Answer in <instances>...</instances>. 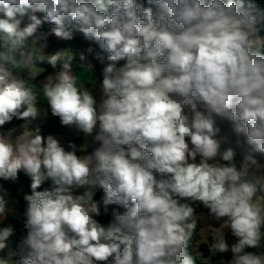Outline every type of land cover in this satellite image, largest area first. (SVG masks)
<instances>
[{
    "label": "clouds",
    "instance_id": "9594fccd",
    "mask_svg": "<svg viewBox=\"0 0 264 264\" xmlns=\"http://www.w3.org/2000/svg\"><path fill=\"white\" fill-rule=\"evenodd\" d=\"M45 24L60 40L80 33L98 46L99 99L91 63L77 73L70 49L36 46ZM39 63L59 70L39 80ZM49 112L91 137L92 150L31 127ZM14 119L23 123L6 128ZM257 154L264 9L255 0H0V180L31 178L26 235L13 250L14 227H0V264H195L201 218L213 229L204 264L217 255L216 264H264ZM7 195L0 184V224Z\"/></svg>",
    "mask_w": 264,
    "mask_h": 264
},
{
    "label": "trees",
    "instance_id": "16d2710c",
    "mask_svg": "<svg viewBox=\"0 0 264 264\" xmlns=\"http://www.w3.org/2000/svg\"><path fill=\"white\" fill-rule=\"evenodd\" d=\"M255 3L257 4L258 7L264 9V0H255ZM147 6V5H146ZM27 19V16L24 17V19ZM29 22V21H28ZM36 36L38 38H43V36H47L46 34V29L43 28V27H40L38 30H37V33H36ZM91 48H93V52L89 53L87 51V49L83 50L81 53L84 54L85 56V60L84 61H81L79 59V56L81 53H74L75 54V59L73 61V68L74 70H78V69H81V65H83L84 67H87V65L89 63L92 64V71L96 74V76L102 80V68H103V65H101L96 59H95V56L96 54L99 52V48L97 45H93ZM122 63V62H121ZM43 66L46 67V72L41 75V77H39V79H41L43 76H46L48 74H51V73H54L55 71H58L59 70V66L57 67V69H53L50 65H48L47 63H39ZM20 122H23V121H19V120H16L14 119L11 124L5 126L6 128H9V127H13L15 126L16 124L20 123ZM39 126L41 128V134L44 135L45 137H47V133H48V124L45 123L43 120H36V121H33L31 123V127L35 128ZM91 151V150H89ZM258 159L260 161H263L264 162V155H258ZM17 181L19 183H21L28 191V194H31V178L29 176H27L24 172H20L18 174V178H17ZM0 184L3 185V180H0ZM49 187V185L47 184V182L45 184H43L41 186L40 189L38 190H43L44 188H47ZM103 195L102 193V190L98 191L97 194H96V197L95 199L99 200L100 197ZM26 201H24V199H20L16 202L13 203V213H11L10 215L7 216V218L3 221L2 224H0V227H3V226H13L14 227V235L10 238V241H11V246L13 248V250L16 249V245L19 243L20 239L24 236V233L26 232V229H24V219L25 217L23 216V213L25 211V208H26ZM110 207V212H111V209L112 208H117L119 211H123V208L120 207V206H117V205H112V206H109ZM196 207V213H199V212H206L205 209H203L202 206H195ZM110 213L109 215H101L98 219L101 220V222L103 223H107L109 220H110ZM201 228V224L200 222H198V228H197V235H196V238L195 240L197 241L198 240V232ZM211 239V238H210ZM210 241V240H209ZM200 250H201V254H202V258H199L195 255V253L191 250V247L189 249V252L190 254L193 256V259L195 261V264H204V259L209 255L208 251H207V248H206V243H201L200 244ZM3 255H7V252L3 253ZM226 257H230V254H225ZM19 256H14L13 259L14 260H19ZM220 259V255H217L216 257H213V260H210L207 262V264H216V260H219Z\"/></svg>",
    "mask_w": 264,
    "mask_h": 264
},
{
    "label": "crops",
    "instance_id": "0c3cea01",
    "mask_svg": "<svg viewBox=\"0 0 264 264\" xmlns=\"http://www.w3.org/2000/svg\"><path fill=\"white\" fill-rule=\"evenodd\" d=\"M37 15L40 16L39 13H37ZM23 23L27 24L28 20L25 18L23 20ZM47 26L48 25L45 24L42 27L46 29ZM77 34H79V33L74 34L73 39L70 40V41H67L65 43L59 42L58 38L51 37V36H48V35L47 36H43V38H38L35 35L34 38H37V44H36L37 47H40L41 45H43L41 43L43 40L52 39L53 43H51L50 45H47L44 48V53L46 55L47 54H51V53H53V52H55L57 50H60V49H70L73 53H81L83 50L88 49L89 47H92L93 45H95L93 42L88 41L86 39L84 40V42L82 40H78L79 38H76ZM62 41H64V40H62ZM38 66H40V67H42V68H44L46 70L45 66H43L41 64H38ZM81 70L82 69H78V70H74V71L79 73ZM91 75L94 77L92 79L96 80V84L94 86L93 91H94L95 95L97 96V98L99 99L100 87H101L102 80H100L92 70H91ZM44 78H45V76H43L39 80H43ZM42 120L45 123L48 124L47 136L48 135H53L56 139H58L60 141V143L65 148L68 147V144L70 142L71 143H75L78 146V148H79L80 145L85 143V140H87V142L90 145L88 150H92V147H94V145H92V138L91 137H87L86 138L84 136V134L79 132L75 127L62 126L60 121H59V118L52 117L50 112H49L48 117L46 119H42ZM21 123H23V122H20V123L16 124L15 126H18ZM15 182L19 183L17 180H15ZM47 184L49 185V183H47ZM3 188L7 191V194H8L7 198L9 199V203H10V211H9L8 215H10L14 211L13 203L18 201V200H20V199H22L25 194H28V191L22 184L21 185H17L13 181H3ZM199 213H201V212H199ZM226 239H228L230 241H233V238L231 237L230 233L226 235ZM228 258H230V257H228Z\"/></svg>",
    "mask_w": 264,
    "mask_h": 264
},
{
    "label": "rangeland",
    "instance_id": "374dc122",
    "mask_svg": "<svg viewBox=\"0 0 264 264\" xmlns=\"http://www.w3.org/2000/svg\"><path fill=\"white\" fill-rule=\"evenodd\" d=\"M40 15H42V14H40ZM76 38H79L78 40H82L83 42L85 40V38L83 37V35L80 34V33L76 35ZM59 42L65 43L67 41H62V40L59 39ZM41 43L43 45L46 44V46H47V45H50L53 42H52V39H49V40L47 39V40H43ZM258 155H261L262 156L264 154H258ZM260 162L262 164H264L263 161H260ZM13 182L15 184H17V185H21L20 183H17L15 181H13ZM197 214H199V213H197ZM198 222H200V224H201V228H200V230L198 232V240L196 241L199 245L196 244V243H193V245L191 247V250L195 253V255L197 257L202 258L201 250H200V244L201 243H207L210 240V237H211V234L213 232V229L211 227H209V222L207 220L203 219V218H201ZM228 241H229V243L232 242L230 240H228ZM225 258H228V257L225 256Z\"/></svg>",
    "mask_w": 264,
    "mask_h": 264
},
{
    "label": "built area",
    "instance_id": "2783aa9c",
    "mask_svg": "<svg viewBox=\"0 0 264 264\" xmlns=\"http://www.w3.org/2000/svg\"><path fill=\"white\" fill-rule=\"evenodd\" d=\"M50 25H48L47 27H46V34L48 35V33H49V30H50ZM48 36H51V37H55V36H53V35H48ZM24 235H26V232L24 233Z\"/></svg>",
    "mask_w": 264,
    "mask_h": 264
}]
</instances>
